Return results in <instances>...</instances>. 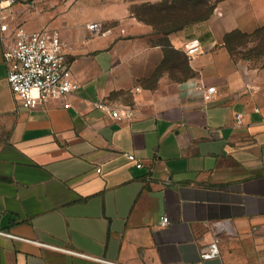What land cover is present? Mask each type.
<instances>
[{
  "label": "crops",
  "instance_id": "0c3cea01",
  "mask_svg": "<svg viewBox=\"0 0 264 264\" xmlns=\"http://www.w3.org/2000/svg\"><path fill=\"white\" fill-rule=\"evenodd\" d=\"M4 4L0 230L11 234L0 232V264H113L57 247L117 264H264V63L225 42L264 24V0H219L168 32L158 28L165 9L141 16L132 0H89V15L57 24ZM20 21L60 31L79 83L66 97L30 106L12 91L3 51ZM94 21L103 33L88 28ZM193 42L201 50L189 55ZM176 52L189 75L174 77ZM127 97L133 117L96 106ZM215 237L219 254L203 259Z\"/></svg>",
  "mask_w": 264,
  "mask_h": 264
},
{
  "label": "built area",
  "instance_id": "2783aa9c",
  "mask_svg": "<svg viewBox=\"0 0 264 264\" xmlns=\"http://www.w3.org/2000/svg\"><path fill=\"white\" fill-rule=\"evenodd\" d=\"M18 0H0V18H5V2L13 3ZM9 28V23H1L3 33ZM88 28L96 33H103L102 24L94 21L88 24ZM5 34H3L4 36ZM8 42L4 44V59L8 65V80L15 95L23 98L30 106L42 103L49 97H66L78 87L79 83L67 74L68 51L67 43L62 39L58 29L43 27L37 30H27L22 26H16L12 31ZM200 46L193 42L187 49L189 55L199 52ZM216 86L211 85L204 88V99L211 101L216 93ZM66 106L69 102L65 103ZM96 106L107 111L110 115L122 119L133 117L134 109L129 106L118 107L107 101H98ZM241 116V115H240ZM128 156L141 167L143 160L135 153L130 152ZM100 171L101 168L99 167ZM170 221L168 215L161 218L162 224ZM2 233H8L0 230ZM11 234V233H8ZM62 250L93 257L98 260L113 261L102 257L89 255L82 251H75L62 247ZM220 252L218 238L201 251L203 259L216 256ZM197 264V263H194Z\"/></svg>",
  "mask_w": 264,
  "mask_h": 264
},
{
  "label": "rangeland",
  "instance_id": "374dc122",
  "mask_svg": "<svg viewBox=\"0 0 264 264\" xmlns=\"http://www.w3.org/2000/svg\"><path fill=\"white\" fill-rule=\"evenodd\" d=\"M132 8L137 11L141 16H147L150 14L152 6L149 3L154 1L160 4L162 0H132ZM219 0H208L209 3H214ZM16 2L23 3L26 7L25 14L28 17L31 16L32 20L36 16L39 18L38 14L41 13L44 18H47L49 21H54V24L61 23V20L66 19V15L68 18L72 19L73 17H85L89 15L90 11L86 7L89 0H18ZM154 5V4H153ZM46 15V16H44ZM54 18H53V17ZM53 18V19H52ZM24 22L20 21L18 26H22ZM101 23V22H100ZM102 24L103 31L105 30V24ZM39 25V24H38ZM37 23L30 25V27L38 26ZM55 26V25H54ZM41 27H50V24L43 25ZM40 27V28H41ZM52 27V26H51ZM38 29V28H37ZM262 35L259 36H248L245 40L239 38L235 40H231L230 45L233 48V53L236 57H242L252 65H261L264 63V40H262ZM173 54V53H172ZM172 66L175 67V70L172 69V73L174 77L189 75L191 70L186 64V58L181 53H174L171 58ZM118 94V92H115ZM126 101H129V97ZM127 106L134 109V105L132 102H128Z\"/></svg>",
  "mask_w": 264,
  "mask_h": 264
},
{
  "label": "trees",
  "instance_id": "16d2710c",
  "mask_svg": "<svg viewBox=\"0 0 264 264\" xmlns=\"http://www.w3.org/2000/svg\"><path fill=\"white\" fill-rule=\"evenodd\" d=\"M150 4V3H149ZM216 2L209 3L208 0H170V2H161L158 5L150 6V13L160 12L161 9H165L164 17L168 25H160L158 28L160 30H165L166 32L182 26L184 23L201 20L207 18L213 11ZM259 36L262 35V40H264V24L258 26L252 32H244L239 29L232 30L228 32L225 36V42L233 53V48L230 45L231 40L243 39L245 40L248 36ZM186 64L189 67V60L186 58Z\"/></svg>",
  "mask_w": 264,
  "mask_h": 264
}]
</instances>
